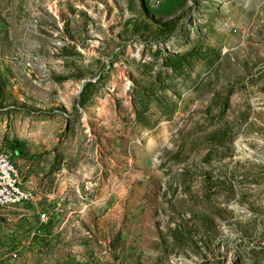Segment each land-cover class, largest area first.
I'll list each match as a JSON object with an SVG mask.
<instances>
[{"label": "rangeland", "instance_id": "obj_1", "mask_svg": "<svg viewBox=\"0 0 264 264\" xmlns=\"http://www.w3.org/2000/svg\"><path fill=\"white\" fill-rule=\"evenodd\" d=\"M0 147V264H264V0H0Z\"/></svg>", "mask_w": 264, "mask_h": 264}, {"label": "built area", "instance_id": "obj_2", "mask_svg": "<svg viewBox=\"0 0 264 264\" xmlns=\"http://www.w3.org/2000/svg\"><path fill=\"white\" fill-rule=\"evenodd\" d=\"M21 166L15 164L9 152L0 147V208H24L34 201V191L24 187ZM40 223L48 221V214L38 213Z\"/></svg>", "mask_w": 264, "mask_h": 264}, {"label": "crops", "instance_id": "obj_3", "mask_svg": "<svg viewBox=\"0 0 264 264\" xmlns=\"http://www.w3.org/2000/svg\"><path fill=\"white\" fill-rule=\"evenodd\" d=\"M25 182V181H24ZM24 187H26L25 183H24ZM27 188V187H26ZM34 191V201L30 204L33 208V211L32 212H27V213H22L18 216V218H20L22 221H24V223H28L30 224L31 222H33L35 220V222H39V218H38V213L40 211H42L40 209V207L38 206L39 202H40V198L37 197V194L38 192L36 190H33ZM43 204V203H41ZM7 210H12V209H7ZM14 210V209H13ZM20 210V209H18ZM23 212V211H22Z\"/></svg>", "mask_w": 264, "mask_h": 264}]
</instances>
